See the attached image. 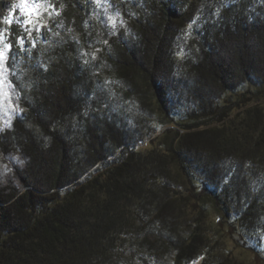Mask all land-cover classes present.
<instances>
[{
  "label": "trees",
  "instance_id": "obj_1",
  "mask_svg": "<svg viewBox=\"0 0 264 264\" xmlns=\"http://www.w3.org/2000/svg\"><path fill=\"white\" fill-rule=\"evenodd\" d=\"M28 5L0 264H264V0Z\"/></svg>",
  "mask_w": 264,
  "mask_h": 264
},
{
  "label": "rangeland",
  "instance_id": "obj_2",
  "mask_svg": "<svg viewBox=\"0 0 264 264\" xmlns=\"http://www.w3.org/2000/svg\"><path fill=\"white\" fill-rule=\"evenodd\" d=\"M45 0H26L28 5L27 14L41 16ZM21 0H4L5 6L0 10V29L3 28L4 15L8 8L19 4ZM34 33V32H33ZM35 35V33L33 34ZM38 35V34H36ZM36 37H33V40ZM33 46L34 41L29 40ZM41 43V42H40ZM52 40L48 36L42 40L41 53L33 57L37 60L46 61L51 56ZM0 135L12 127L13 121L18 116H23L25 106L22 96L20 80L23 77L24 67L17 68L11 63L9 49L0 41ZM40 55V56H39ZM39 56V58L37 57ZM29 63V62H26ZM23 157L10 146L0 142V187L20 188L22 186L20 170L23 169Z\"/></svg>",
  "mask_w": 264,
  "mask_h": 264
},
{
  "label": "snow or ice",
  "instance_id": "obj_3",
  "mask_svg": "<svg viewBox=\"0 0 264 264\" xmlns=\"http://www.w3.org/2000/svg\"><path fill=\"white\" fill-rule=\"evenodd\" d=\"M29 22H31V21H29ZM9 23H11V21H9ZM6 47H7V46H6ZM2 55H3V54H2V53H0V58H2Z\"/></svg>",
  "mask_w": 264,
  "mask_h": 264
}]
</instances>
